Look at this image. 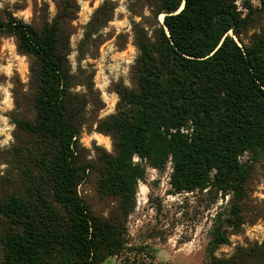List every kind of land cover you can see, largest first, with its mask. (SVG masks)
<instances>
[{"label":"trees","instance_id":"trees-1","mask_svg":"<svg viewBox=\"0 0 264 264\" xmlns=\"http://www.w3.org/2000/svg\"><path fill=\"white\" fill-rule=\"evenodd\" d=\"M239 1L157 0L163 24L154 43L137 40L135 87L117 88V112L98 126L114 147L100 155L98 191L115 203L108 216L80 191L87 169L65 70L73 15L59 5L39 32L11 15L0 19V34L31 61L28 109L20 112L17 98L13 115L29 141L8 153L12 191L0 197V264H151L153 250L131 245L127 223L148 169L169 166L175 194L230 197L228 217L211 234L209 264H264V245L214 255L229 243L225 225H243L255 165L264 171V28L248 45L240 41L254 14L264 18V0L246 16ZM246 154L252 164L242 162Z\"/></svg>","mask_w":264,"mask_h":264},{"label":"rangeland","instance_id":"rangeland-1","mask_svg":"<svg viewBox=\"0 0 264 264\" xmlns=\"http://www.w3.org/2000/svg\"><path fill=\"white\" fill-rule=\"evenodd\" d=\"M243 3L247 5L245 9ZM59 5L60 11L67 9L74 17L66 41L65 70L71 107L79 115L77 154L81 166L87 169L80 191L96 212L108 216L115 203L105 200L98 191L100 155L114 153V147L111 138L100 133L98 126L116 114L120 100L117 88L135 87L140 56L137 40L154 43L163 15L156 18L157 0H0V19L11 15L39 32L45 22L51 23L57 17ZM238 6L244 16L250 6L254 11L261 8L259 0H240ZM254 15L256 19L240 36L245 45L264 28L263 16ZM230 35L238 41L233 33ZM30 83L31 61L20 55L14 38L0 34V197L12 191L8 153L29 141L17 130L13 115L17 112V98L19 111L23 107L27 111ZM248 161L252 164L246 154L242 162ZM171 173L170 166L164 172L149 168L146 179L140 182L136 208L127 223L130 243L150 247L154 252L151 264H209L211 234L214 226L228 217L230 197L215 192L175 194L170 184ZM247 192L243 225L240 230L225 225L229 243L216 248L215 257L229 258L238 247L264 245L261 164L255 165ZM119 262L113 258L104 264Z\"/></svg>","mask_w":264,"mask_h":264},{"label":"bare ground","instance_id":"bare-ground-1","mask_svg":"<svg viewBox=\"0 0 264 264\" xmlns=\"http://www.w3.org/2000/svg\"><path fill=\"white\" fill-rule=\"evenodd\" d=\"M162 19H164V17L162 16Z\"/></svg>","mask_w":264,"mask_h":264},{"label":"built area","instance_id":"built-area-1","mask_svg":"<svg viewBox=\"0 0 264 264\" xmlns=\"http://www.w3.org/2000/svg\"><path fill=\"white\" fill-rule=\"evenodd\" d=\"M135 160H138V159H135Z\"/></svg>","mask_w":264,"mask_h":264}]
</instances>
